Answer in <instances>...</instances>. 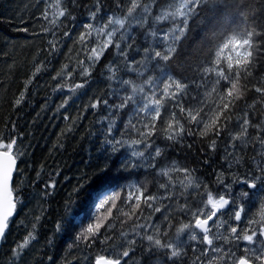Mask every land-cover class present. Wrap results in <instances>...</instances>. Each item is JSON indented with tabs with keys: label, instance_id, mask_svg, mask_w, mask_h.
Masks as SVG:
<instances>
[{
	"label": "snow or ice",
	"instance_id": "snow-or-ice-1",
	"mask_svg": "<svg viewBox=\"0 0 264 264\" xmlns=\"http://www.w3.org/2000/svg\"><path fill=\"white\" fill-rule=\"evenodd\" d=\"M42 2L45 7L40 19L47 22L41 25L42 31L53 35V29L64 26V20L75 19L70 5L83 7L77 0ZM113 5L103 14V0H95L76 37L87 58V64L78 61L81 75L91 76L92 69L112 49L120 61L104 65V74L123 90L119 104L96 98L90 105L94 109L103 105L111 111L105 117L109 122L102 141V163L94 169L93 177L86 176L75 189L79 193L93 178L100 183L89 193L94 208L92 222L76 235V241L91 250L85 259L88 264H151L162 256L163 264H188L185 257L191 251V264H264V120H253L247 110L237 111V102L249 92L259 94L260 99L248 108L264 102V0H113ZM62 35L71 37L72 33L65 27ZM138 37L142 44H138ZM49 43L55 51L56 43ZM185 53L195 59V64L189 65L191 77L169 71L173 64L184 67L180 61ZM121 71L143 77L142 84L123 78ZM155 71L159 77L152 74ZM87 83L76 84L70 91ZM23 99L21 93L15 104L19 106ZM166 104L172 110L161 122ZM130 106L133 116L117 138L113 135L115 121L109 117ZM234 116L239 118L231 131L228 125ZM181 118L196 125L202 138L211 137L208 147L213 153L218 140L227 134L223 164L246 170L239 176L233 173L231 183L226 182L223 170L218 172L215 180L222 188L217 190L196 180L192 170L174 161L170 166H159L164 151L159 146L153 148L151 138L159 131L165 139L180 142L186 132ZM187 134L193 135L192 129H187ZM121 149L129 150L128 154H122ZM21 155L17 138L0 136V241L7 239L11 217L23 202L19 185L12 187L13 173L20 171L17 160ZM114 160L118 163L113 167ZM143 167L155 169V176L163 178L157 181L156 192L150 191L147 183L135 182L118 192L106 191L131 179L124 173ZM173 172L185 176L180 181L185 199L177 202L176 215L164 203L174 198ZM233 184L243 187L234 193ZM46 187L55 189V181ZM193 194L200 197L194 206L188 202ZM254 199L259 201V211L249 216L246 202ZM114 209L129 219L139 212L137 220L143 218L144 222L135 225L142 230L135 233L138 240L126 238L115 248L108 244L112 237L105 233L115 226L111 223L117 218ZM157 213L159 223L153 222ZM32 227L33 231L11 249L13 264L36 239L35 224ZM56 230L62 231V224L57 223ZM121 236L127 237V233ZM100 244L106 247L100 248Z\"/></svg>",
	"mask_w": 264,
	"mask_h": 264
},
{
	"label": "trees",
	"instance_id": "trees-1",
	"mask_svg": "<svg viewBox=\"0 0 264 264\" xmlns=\"http://www.w3.org/2000/svg\"><path fill=\"white\" fill-rule=\"evenodd\" d=\"M103 3V14H107L109 7H114L113 0H103ZM77 4L83 7L69 6V11L75 19L64 20V26L53 29V35L52 32L42 31L41 25H47L46 21L40 19L45 7L42 0H0V136L17 138V145L23 153L17 160V168L20 171L14 173L12 181V187L19 185L23 202L17 205L7 239L1 241L0 264H13L11 249L22 241L28 232L33 231V224L36 226V239L24 250L23 256L16 260L15 264H88L85 256L91 250L77 242L76 235L92 222L94 208L91 207L92 197L89 193L96 191L100 183L93 178L79 193L75 189L86 176L93 177L94 169L102 163V141L107 135L109 122L105 117H108L111 111L103 105L99 109L90 105L96 98L108 99L109 104H119L123 90L109 81L104 74V65L113 60L120 61L112 49H109L92 69L91 76L81 75L82 68L78 61L84 60L87 64V58L76 37L82 30L81 24L87 20L95 0H77ZM65 27L72 33L71 37L62 35ZM50 41L56 43L55 51ZM142 43V38L138 37V44ZM130 55L140 59L135 52ZM180 63L184 65L183 68L173 64L169 71L174 69L177 74L191 77L193 73L189 65L195 64L193 56L185 53ZM120 67L123 68L122 63ZM37 68L40 69L39 72L36 71ZM152 74L156 77L160 75L158 71ZM120 76L125 79L132 78L138 85L143 82V77H137L134 73L121 71ZM85 80L88 81L85 87L70 91L76 84ZM145 89L147 91L146 85ZM21 93H24V99L17 106L15 100ZM259 99V94L249 92L244 100L237 102V111L244 109L251 113L253 120H264V102L257 103L255 108L247 107ZM170 110L172 109L166 104L162 110L161 122L167 118L165 113ZM132 116L130 106L109 117L115 121L114 136L120 138L119 132L123 131V125ZM238 118L234 116L232 123L228 125L229 130H235ZM161 122H158V128ZM181 122L185 123L186 132L180 142L173 143L165 139L159 131L151 138L154 141L153 148L159 146L164 151L159 166H170L174 161L179 167L192 170L196 180L217 190L222 188L215 180L218 172L223 170L226 182L231 183L235 178L233 173L239 176L246 170L240 168L237 171L236 167L229 169L223 164L227 134L218 140L217 151L213 153L208 147L210 136L202 138L196 125L189 124L182 118ZM189 128L192 129L193 135L187 134ZM143 147L140 146L141 150ZM128 151L121 149L124 155H127ZM115 163H118V160H114L113 167ZM155 171L143 167L124 173L123 175L130 176L131 179L121 181L119 185L114 184L106 191L118 192L127 183L135 182L147 183L149 190L156 192L157 181L163 178L156 177ZM112 174L116 175L115 171ZM171 175L176 185L174 198L164 203L168 204L169 210L176 215L177 202L183 203L185 199L181 195L183 188L180 184L185 176L182 172H173ZM52 181L56 183L55 189L46 187ZM236 185L233 184L232 187ZM188 191L194 193L193 189ZM199 200L200 197L194 194L188 197L192 206ZM119 206L121 205L118 202ZM125 209L127 210V206ZM144 211L147 214L146 208ZM113 214L117 217L111 221L115 226L105 233L112 237L108 244L115 248L126 238L138 240L139 237H136L135 233L142 230L137 229L135 225L137 222H144L143 218L137 220L139 212L131 219L120 216L115 209ZM37 216L40 217L39 220L36 219ZM159 216L157 213L153 222L159 223ZM57 223L62 224V231L56 230ZM122 232L127 233V237H122ZM69 245L73 246L70 248ZM99 247L104 248L106 245L100 244ZM93 248H96V245H93ZM137 251L139 252V249ZM135 259L134 256L133 260ZM185 259L191 264L194 259L191 251H188ZM163 260L161 256L151 264H163Z\"/></svg>",
	"mask_w": 264,
	"mask_h": 264
},
{
	"label": "flooded vegetation",
	"instance_id": "flooded-vegetation-1",
	"mask_svg": "<svg viewBox=\"0 0 264 264\" xmlns=\"http://www.w3.org/2000/svg\"><path fill=\"white\" fill-rule=\"evenodd\" d=\"M243 187L242 185H236L233 188L234 193L239 190V188ZM246 214L249 216H255L259 211V201L258 200H250L246 202L245 207Z\"/></svg>",
	"mask_w": 264,
	"mask_h": 264
},
{
	"label": "water",
	"instance_id": "water-1",
	"mask_svg": "<svg viewBox=\"0 0 264 264\" xmlns=\"http://www.w3.org/2000/svg\"><path fill=\"white\" fill-rule=\"evenodd\" d=\"M15 173V172H14ZM14 173H13V176H14ZM14 216V215H13ZM13 216L11 217V219L13 218ZM0 244H1V241H0Z\"/></svg>",
	"mask_w": 264,
	"mask_h": 264
}]
</instances>
